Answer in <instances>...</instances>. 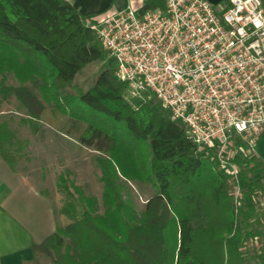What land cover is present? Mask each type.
<instances>
[{
	"label": "trees",
	"instance_id": "trees-1",
	"mask_svg": "<svg viewBox=\"0 0 264 264\" xmlns=\"http://www.w3.org/2000/svg\"><path fill=\"white\" fill-rule=\"evenodd\" d=\"M162 6L146 0L140 11ZM85 19L65 0H0V75L10 73L19 84L7 93L30 120L97 152L100 168L102 213L94 197L58 177L65 194L58 212L68 223L32 244L34 264L40 257L46 264H264V209L253 179L260 165L236 157L241 199L235 209L228 176L182 124L153 99L128 103L125 84ZM94 62L102 67L93 84L65 93ZM21 148L1 121L0 158L12 170ZM129 182L154 190L140 213Z\"/></svg>",
	"mask_w": 264,
	"mask_h": 264
},
{
	"label": "built area",
	"instance_id": "built-area-1",
	"mask_svg": "<svg viewBox=\"0 0 264 264\" xmlns=\"http://www.w3.org/2000/svg\"><path fill=\"white\" fill-rule=\"evenodd\" d=\"M162 2L85 25L112 59L128 103L153 99L182 124L228 176L237 209L235 159L251 160L264 133V8L261 0Z\"/></svg>",
	"mask_w": 264,
	"mask_h": 264
},
{
	"label": "rangeland",
	"instance_id": "rangeland-1",
	"mask_svg": "<svg viewBox=\"0 0 264 264\" xmlns=\"http://www.w3.org/2000/svg\"><path fill=\"white\" fill-rule=\"evenodd\" d=\"M101 67L100 62L86 65L64 88V92L76 95L78 92L87 90L93 84ZM108 67H112V64H108ZM18 85L12 74L0 75V122L5 121L8 124L22 147L14 170L32 176L33 181L28 185L32 187L37 185L50 198L58 216L57 226L68 223L66 217L58 212L65 200L64 192H60L57 186L59 176L80 187L85 196L94 197L97 201L96 209L98 213H102V185L99 182L100 168L97 164V152L81 145L75 138L64 135L44 121L30 120L25 108L14 94L6 91L7 87ZM27 86L40 98L37 88L31 87L28 83ZM152 103L156 104V101ZM79 126L83 128L85 123L79 122ZM128 184L133 208L140 213L146 200L154 194V190L147 184L137 182ZM70 190L72 191L71 188ZM262 191L263 187L260 186L259 201L264 209ZM74 195H76L75 192ZM39 264H46L42 257Z\"/></svg>",
	"mask_w": 264,
	"mask_h": 264
},
{
	"label": "crops",
	"instance_id": "crops-1",
	"mask_svg": "<svg viewBox=\"0 0 264 264\" xmlns=\"http://www.w3.org/2000/svg\"><path fill=\"white\" fill-rule=\"evenodd\" d=\"M65 1L81 17L99 19L128 6L140 10L146 0ZM208 1L218 4L227 0ZM252 156L260 165L253 179L263 187L264 199V133ZM32 181V176L10 169L0 158V264H34L32 244L52 234L58 224L52 201L37 185H28Z\"/></svg>",
	"mask_w": 264,
	"mask_h": 264
}]
</instances>
